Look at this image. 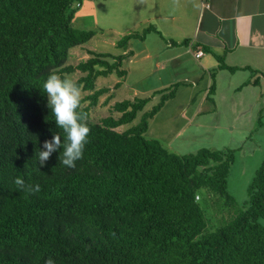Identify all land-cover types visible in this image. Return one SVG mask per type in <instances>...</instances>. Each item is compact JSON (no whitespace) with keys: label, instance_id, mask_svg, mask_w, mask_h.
<instances>
[{"label":"trees","instance_id":"16d2710c","mask_svg":"<svg viewBox=\"0 0 264 264\" xmlns=\"http://www.w3.org/2000/svg\"><path fill=\"white\" fill-rule=\"evenodd\" d=\"M73 2L79 7L82 0H0V264H45L49 257L55 264H264V159L237 207L228 192L235 149L181 154L146 137L179 82L156 90L160 99L150 109L153 94L135 96L91 119L99 97L107 92L105 102L111 99L110 87L97 88L96 78H123L130 41L160 32L150 23L118 37V54L88 50L89 57L68 63L70 50L96 35L72 25ZM214 56L219 68L238 69ZM53 71L79 72L75 81L85 92L79 111L91 131L75 168L60 162L59 151L44 166L37 160L45 140L65 136L42 88ZM17 177L41 191L18 190ZM203 190L234 213L214 228L196 198Z\"/></svg>","mask_w":264,"mask_h":264},{"label":"rangeland","instance_id":"374dc122","mask_svg":"<svg viewBox=\"0 0 264 264\" xmlns=\"http://www.w3.org/2000/svg\"><path fill=\"white\" fill-rule=\"evenodd\" d=\"M112 6L113 4L105 5L104 0H82L79 7H75V2H73L68 10L73 13L72 25L79 29L93 30L96 35L85 44L72 48L68 63H77L89 57L88 50L118 54L122 52V49L115 45V40L118 37L131 30L141 31L148 25L138 24L131 30H124V26L127 23H133L135 19H130V15L125 18L126 20L119 16L113 17L109 14ZM114 13L116 14V12ZM146 37L145 40L133 39L130 41L129 48L133 51V55L124 60L123 66L126 74L123 78H118L114 73L96 78L97 88L110 87L111 99L105 102L108 93L102 94L97 105L90 111L91 119L96 120L110 114V105L114 102L133 99L135 96L142 97L153 94V98L145 107V109H150L160 99L155 91L174 83L171 82L172 76L167 77V62L161 61L158 68H155L157 61L155 56L158 52L151 51V45H154L156 41L159 44L160 41L156 37L152 39L153 35L148 34ZM189 69L192 73L193 68ZM79 74V72L72 73L68 78L75 81ZM116 82H119L117 88L114 86ZM179 84L177 92L182 93L177 94L176 92L175 98H171L163 104L150 119L144 135L148 138L158 139L167 150L182 154L202 148L224 149L230 147L235 149L234 162L228 175V192L234 197L237 207H242L247 200V188L254 171L264 159V109L259 113L257 108H249L248 114H244L239 109L245 108L235 105L236 112L230 115L226 114L229 111L227 104L233 103V100L216 99L218 105L214 107L211 96L209 99L201 101V111H205V114L198 117L205 121L202 126H206V128L201 129L202 126H194L199 129L195 132L190 124L181 127L182 115L179 114L178 107L186 103H191L194 106L200 101V94L195 90L197 87L192 80L189 83L181 82ZM84 93L82 90L83 95ZM262 104H264V99ZM185 111L186 113L189 111L187 106ZM137 119L138 117L132 123L123 125L119 129H126L136 123ZM189 127L190 129H188ZM179 128L182 129L180 132ZM185 135H187L186 139ZM198 200H201V205L206 209L209 218L208 228H214L221 220H226L234 214L231 210L221 209L220 200H217V197L212 194L207 195L204 190L202 199L198 195ZM259 222L264 224V217L259 218Z\"/></svg>","mask_w":264,"mask_h":264},{"label":"crops","instance_id":"0c3cea01","mask_svg":"<svg viewBox=\"0 0 264 264\" xmlns=\"http://www.w3.org/2000/svg\"><path fill=\"white\" fill-rule=\"evenodd\" d=\"M104 4H113L109 13L113 17L125 19L130 15V19H135L124 30L138 24L156 25L160 35L150 34L160 41L151 45V51L158 52L155 68L161 61L167 62L166 73L167 77L172 76L171 82H195L200 101L194 106L186 103L178 107L181 127L190 124L196 132L199 129L194 126L205 124L198 119L205 114L201 101L211 96L214 107L218 105L216 99L233 100L227 104L226 114L230 115L236 112L235 105L243 106L245 109L239 110L244 114L249 108H257L259 113L264 109V0H180L178 7L172 0H104ZM196 44L207 46L209 51L196 48ZM199 51L202 54L197 56ZM215 54L222 56L226 65L238 69L219 68ZM212 84L214 91L210 93Z\"/></svg>","mask_w":264,"mask_h":264},{"label":"clouds","instance_id":"9594fccd","mask_svg":"<svg viewBox=\"0 0 264 264\" xmlns=\"http://www.w3.org/2000/svg\"><path fill=\"white\" fill-rule=\"evenodd\" d=\"M172 2L177 7L180 5V0ZM140 3H143V0H140ZM42 88L47 96V107L55 118V124L63 130L65 136L62 142L61 135L57 132L52 139L43 142L42 149L37 154L38 164L44 166L52 154L59 151L60 162L68 168H75L76 161L83 158L91 131L79 111L83 100L82 89L76 81L62 77L55 71L48 75ZM14 184L18 190L30 195L41 191L40 184H26L20 177L15 178ZM45 264H55V261L49 257Z\"/></svg>","mask_w":264,"mask_h":264},{"label":"built area","instance_id":"2783aa9c","mask_svg":"<svg viewBox=\"0 0 264 264\" xmlns=\"http://www.w3.org/2000/svg\"><path fill=\"white\" fill-rule=\"evenodd\" d=\"M202 54V52L201 51H199V52H197V56H200ZM196 198H198V195L196 196Z\"/></svg>","mask_w":264,"mask_h":264}]
</instances>
